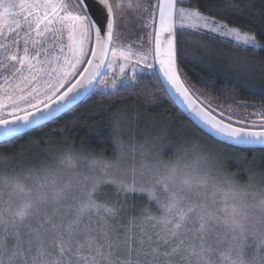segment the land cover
Listing matches in <instances>:
<instances>
[{
    "label": "snow or ice",
    "instance_id": "6c2138e0",
    "mask_svg": "<svg viewBox=\"0 0 264 264\" xmlns=\"http://www.w3.org/2000/svg\"><path fill=\"white\" fill-rule=\"evenodd\" d=\"M213 49L232 76L216 98L182 68ZM249 52L264 11L236 0H0V264H264V57ZM118 95L184 119L113 117L110 151L16 144Z\"/></svg>",
    "mask_w": 264,
    "mask_h": 264
},
{
    "label": "trees",
    "instance_id": "16d2710c",
    "mask_svg": "<svg viewBox=\"0 0 264 264\" xmlns=\"http://www.w3.org/2000/svg\"><path fill=\"white\" fill-rule=\"evenodd\" d=\"M136 2V0H133ZM238 4L244 6L245 4H251L256 14L264 11V0H236ZM228 18V17H225ZM241 23H251L246 17L237 18ZM257 28L259 25L256 26ZM203 38L207 40V37H194V39ZM210 43L215 41H209ZM228 47L227 45H222ZM189 53L197 54L195 48H189ZM211 59L206 61L193 60L191 58L182 61L183 71L187 73L189 78L195 87L201 89L205 94L211 95L216 98L218 96V90L223 85L224 80H231L232 76L225 73L223 65L220 62H216L213 55L215 49L211 52ZM247 55L256 56L258 59L264 57V53H252ZM220 64V65H219ZM214 77H219L215 83V91L211 87H206L204 81L212 80ZM261 89L259 87H249L245 85L239 98L242 100H260ZM223 102V101H222ZM131 107L143 108L150 114L157 112L169 114L173 119H184L179 114L177 108L165 99L158 101L156 104H148L145 102L143 95L140 97H134L132 95H118V96H100L93 97L91 100L82 103L79 107L73 111L62 115L59 119L47 124L45 127L31 131L27 135L34 137L35 140H41V138H47L57 144L67 140L72 143H81L88 141L90 146L96 150L108 149L110 150V144L107 140L110 134L109 120L112 115L120 111V109ZM109 122V123H107ZM26 137L16 141V144H21ZM40 145H44L41 142ZM12 148L11 145L0 144V151H5Z\"/></svg>",
    "mask_w": 264,
    "mask_h": 264
},
{
    "label": "rangeland",
    "instance_id": "374dc122",
    "mask_svg": "<svg viewBox=\"0 0 264 264\" xmlns=\"http://www.w3.org/2000/svg\"><path fill=\"white\" fill-rule=\"evenodd\" d=\"M197 39H203V38H197ZM203 40H206V39H203ZM208 43H209V44H215V42L210 43L209 41H208ZM220 47H221V48H226V47H224V46H222V45H221ZM211 54H212V53H211ZM216 55H217V50L215 49V54L213 55V58H215ZM215 60H216V59H215ZM216 62H220V63L223 65V69H225V64H224L223 61H217V60H216ZM219 65H220V64H219ZM224 72L227 73L225 70H224ZM227 74L231 75V73H227ZM136 109H139L140 112H144V111H145V109H143V108H138V107H131V108H128V107H127V108H124V109H120V111L116 112L114 115L111 116L109 122H111V120L113 119V117H121L122 119H125L128 123H132V117L135 115V110H136ZM151 115L154 116V117H157V118H158V120H159V122H160V123L158 124V127H159L160 125H163V124L169 122V121L177 122V121L182 120L181 118H179V119H177V120H176V119H173L169 114L164 115V113H161V112H157V113H155V114H151ZM109 122H107V123H109ZM173 127H175V123H173ZM109 128H110V123H109ZM110 131H111V129H110ZM26 139H34V137H32V136H30V135H27V137L25 138V140H26ZM25 140H24V141H25ZM24 141H23V143H24ZM47 142H48V143H51V144H57V143L53 142L52 139H51V140H47ZM75 144H76L77 147H79V146H81V145H85V146L90 145L88 141H83V142H81V143H75ZM57 145H58V144H57ZM44 146H45V144H44V145H40L41 148H43ZM109 151H110V150H109ZM239 151H246V150H244V149H240ZM249 159H251V155H249ZM235 165H236V161H235V160H229V161L227 162V168H228L230 171H233V172H238V171H240V169L237 168Z\"/></svg>",
    "mask_w": 264,
    "mask_h": 264
},
{
    "label": "water",
    "instance_id": "95a60500",
    "mask_svg": "<svg viewBox=\"0 0 264 264\" xmlns=\"http://www.w3.org/2000/svg\"><path fill=\"white\" fill-rule=\"evenodd\" d=\"M245 150V149H244Z\"/></svg>",
    "mask_w": 264,
    "mask_h": 264
}]
</instances>
